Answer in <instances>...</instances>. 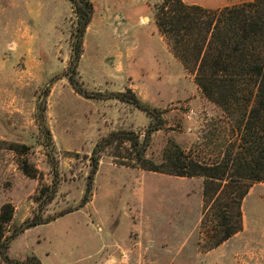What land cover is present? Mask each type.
<instances>
[{"label":"rangeland","instance_id":"374dc122","mask_svg":"<svg viewBox=\"0 0 264 264\" xmlns=\"http://www.w3.org/2000/svg\"><path fill=\"white\" fill-rule=\"evenodd\" d=\"M79 1L0 0V211L14 208L8 257L237 264L242 249L244 264H264V183L253 184L242 202L237 240L209 256L223 233L205 212L204 179L127 163L135 159L129 142L103 151L90 201L80 207L93 151L112 133L133 132L143 142L160 126L146 159L160 165L177 145L211 163L226 152L229 125L160 34L155 14L164 0H89L93 16L78 57ZM251 1L184 0L209 9ZM131 93L153 118L116 98ZM39 217L52 221L25 229ZM163 248L169 257L155 258ZM0 264H8L1 253Z\"/></svg>","mask_w":264,"mask_h":264},{"label":"trees","instance_id":"16d2710c","mask_svg":"<svg viewBox=\"0 0 264 264\" xmlns=\"http://www.w3.org/2000/svg\"><path fill=\"white\" fill-rule=\"evenodd\" d=\"M76 13L79 17V57L84 34L93 16L90 1L80 0ZM155 22L174 56L195 74V81L204 96L227 118L226 152L222 159L205 163L187 156L175 145L167 149L164 162L157 165L146 159L145 153L150 134L160 126L151 128L143 142L133 132H114L93 151L89 181L80 207L90 201L103 151L117 141L129 142L135 159L127 163L152 172L204 179L205 212L213 213L223 233L218 247L243 230L242 202L253 184L264 183V0L217 9L188 4L184 0H164L156 7ZM70 80L76 89L77 83ZM130 95L122 94L116 98L154 117L149 106L132 93ZM13 216L11 204L1 208L0 253L8 264H41L35 257L25 261L8 257L10 239L6 238L5 231ZM51 221L39 217L29 221L25 229Z\"/></svg>","mask_w":264,"mask_h":264},{"label":"crops","instance_id":"0c3cea01","mask_svg":"<svg viewBox=\"0 0 264 264\" xmlns=\"http://www.w3.org/2000/svg\"><path fill=\"white\" fill-rule=\"evenodd\" d=\"M237 236H238V234L237 235H235V236H233L232 238H230L229 240H227V241H225L223 244H221L218 248H216V249H213V250H211V251H209V252H207L206 253V255H211V254H214V252H218V250H221V249H225L226 250V247L228 248L229 247V245L234 241V240H237ZM237 249V248H236ZM163 251V255L161 256H157V257H155V258H157V259H166V258H168L169 256H167L168 254H170V253H168V252H170V251H167V250H165L164 248L162 249ZM235 250V249H234ZM241 251V252H240ZM233 252V251H232ZM231 252V253H232ZM242 252H244V250H242V249H237V259H236V262H237V264H244V259L242 258V256H240V253H242ZM231 253H230V255H231ZM148 258H151V259H153L154 257H148Z\"/></svg>","mask_w":264,"mask_h":264}]
</instances>
